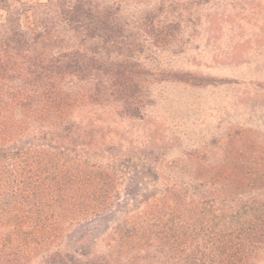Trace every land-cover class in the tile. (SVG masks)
Masks as SVG:
<instances>
[{
    "label": "trees",
    "instance_id": "obj_1",
    "mask_svg": "<svg viewBox=\"0 0 264 264\" xmlns=\"http://www.w3.org/2000/svg\"><path fill=\"white\" fill-rule=\"evenodd\" d=\"M210 1L0 0V264H264L250 165L183 179L124 125L153 81L217 83L158 59Z\"/></svg>",
    "mask_w": 264,
    "mask_h": 264
},
{
    "label": "rangeland",
    "instance_id": "obj_2",
    "mask_svg": "<svg viewBox=\"0 0 264 264\" xmlns=\"http://www.w3.org/2000/svg\"><path fill=\"white\" fill-rule=\"evenodd\" d=\"M195 7L182 14L184 52L165 51L158 59L217 83L153 81L144 118L124 122L133 133L127 138L140 146L151 138L157 151L149 159L178 168L183 179H192L197 163H243L264 183V0H213L197 17ZM173 11L169 18L177 17L178 7Z\"/></svg>",
    "mask_w": 264,
    "mask_h": 264
}]
</instances>
